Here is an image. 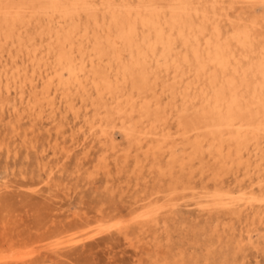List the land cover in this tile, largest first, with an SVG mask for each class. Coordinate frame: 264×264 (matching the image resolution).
I'll return each mask as SVG.
<instances>
[{
	"label": "bare ground",
	"instance_id": "1",
	"mask_svg": "<svg viewBox=\"0 0 264 264\" xmlns=\"http://www.w3.org/2000/svg\"><path fill=\"white\" fill-rule=\"evenodd\" d=\"M69 120L85 140L97 137L104 154L115 149L114 125L135 145L137 163L142 155L150 175L170 179L164 203L154 194L134 205L130 221L103 231L150 237L163 229L172 247L180 215L173 195L196 190L191 179L201 169L206 187L190 206L208 220L247 212L261 221L264 192L237 173L251 159L256 169L264 161V0H0V151L17 154L2 139L18 137L37 150L34 134L45 130L57 153L58 139L75 131L65 130ZM232 165L237 189L225 180Z\"/></svg>",
	"mask_w": 264,
	"mask_h": 264
},
{
	"label": "rangeland",
	"instance_id": "2",
	"mask_svg": "<svg viewBox=\"0 0 264 264\" xmlns=\"http://www.w3.org/2000/svg\"><path fill=\"white\" fill-rule=\"evenodd\" d=\"M69 121L71 125L65 130L72 126L75 131L70 130L65 138L58 139L60 147L56 149L57 153L55 140L45 130L34 134L38 142L37 150H28L21 137L16 143L8 141L9 138L2 139L9 142L12 149L17 146L18 153L12 152L8 159L6 153L0 151V264H24L19 259L25 254H32L26 264H161L163 260H167L168 264H206L209 245L210 249L215 247L209 264H264V219L260 221L253 213L244 212L234 219L208 220V212H199L190 206L192 193H200L201 187H206L200 180L203 169L196 171V177L194 175L191 179L196 190L186 191V194L181 192L179 197L173 195L179 203L180 215L169 230L172 247L167 245L168 235H164L167 232L163 229L153 231L150 237L136 230L127 237L115 231H103L102 226L119 218L130 221L136 208L134 205L146 204L154 194L160 198V203L163 202V192L169 190L170 179L157 177L156 170L150 175L151 162L142 155L139 156L142 167L136 166L140 164L135 157V145L130 144L114 125L110 127L115 139L111 145L115 144L116 150L113 148L104 154L95 140L97 137L88 136L85 140L78 132V126H73L75 121ZM24 125L23 130L30 129L31 124L25 122ZM72 137L74 142L70 140ZM251 160L247 163L248 167L241 166L239 173L238 165H232V169L229 167L230 175L225 180L237 189L233 176L235 172L239 176L237 180L244 179V186H255L254 192L262 194L264 188L261 189L258 182L261 180L264 185V161L263 168L256 169L255 160ZM208 169L204 168L205 171ZM140 172L142 175H139ZM208 174L211 175V172H206L205 177ZM49 176L54 178L47 183ZM107 181L109 183L106 184ZM224 223L227 224L225 227ZM153 235H157L155 240ZM128 237L131 239L127 241ZM68 241H73L75 245L71 242L59 246ZM238 243L240 250L235 252L233 245Z\"/></svg>",
	"mask_w": 264,
	"mask_h": 264
}]
</instances>
